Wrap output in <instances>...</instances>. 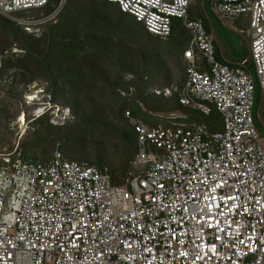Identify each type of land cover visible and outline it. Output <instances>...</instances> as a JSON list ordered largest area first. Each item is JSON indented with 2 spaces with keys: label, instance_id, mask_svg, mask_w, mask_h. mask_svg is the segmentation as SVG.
Masks as SVG:
<instances>
[{
  "label": "built area",
  "instance_id": "obj_1",
  "mask_svg": "<svg viewBox=\"0 0 264 264\" xmlns=\"http://www.w3.org/2000/svg\"><path fill=\"white\" fill-rule=\"evenodd\" d=\"M108 1L164 40L173 19L182 21L192 36L183 51L185 79L152 91L178 94L204 115L216 108L223 128L178 120L187 118L180 112L154 113L139 101L144 113L169 123L125 113L138 150L117 180L106 166L67 159L58 148L46 161L25 158L18 147L0 153V264H264V147L249 71L264 97V0L211 4L224 20L247 19L251 58L237 63L217 58L213 34L190 17L194 0ZM49 2L0 0V14L15 20ZM47 113L56 126L72 117L46 94L33 118Z\"/></svg>",
  "mask_w": 264,
  "mask_h": 264
},
{
  "label": "trees",
  "instance_id": "obj_2",
  "mask_svg": "<svg viewBox=\"0 0 264 264\" xmlns=\"http://www.w3.org/2000/svg\"><path fill=\"white\" fill-rule=\"evenodd\" d=\"M212 2L210 0V7ZM59 3L60 0H50L42 8L24 10L16 15L30 11L42 12L40 19L48 18ZM191 18L202 21L199 16ZM176 20L180 19H173L172 34L165 40L171 42L170 52L182 49L185 64L181 69L184 73L181 81L176 82L181 84L185 79L187 66L183 51L190 45L192 36L186 45L177 36L176 30L177 27L187 29L181 20L179 23ZM31 26L34 31L28 29L30 25H21L0 15V33L5 34L10 41L0 48V82L9 71H13L10 73L12 80L7 97L12 98L11 94L16 92L15 84L26 87L32 82L41 81L46 83L44 91L51 94L52 102H63L77 114L78 120L56 126L49 122V113L33 119V139L19 144L25 158L46 161L58 148L67 159L82 161L72 154L76 155L78 145L87 148L86 142L96 130L103 134L113 130L103 122L101 115L120 119L129 111L151 125H168L166 119L154 117L156 120H151L147 113L148 116L144 112L142 115L138 114L135 106L139 105V101L154 113L180 112L187 118L178 120L204 122L211 131L222 130L223 126L218 125L217 121L207 119L215 112L220 114L216 108L209 115H204L197 109L183 106L178 94L168 98L162 95L153 97L154 94L150 93L153 77L167 70V60L156 48L149 55L141 53L139 56L135 48L132 50L130 47L141 45L149 49V37L162 38L149 33L131 15L123 13L116 3L108 0H67L55 17ZM40 28H43V32L36 36L35 30ZM205 28L211 32L210 28ZM15 49L19 51H14ZM121 91L129 95L124 96ZM92 92L96 94L90 96ZM106 98L114 102L109 111L102 105ZM114 131L123 140L127 155L125 163L119 167L121 175L110 170L112 179L117 180L124 177L131 168L138 150V134L132 126L128 131ZM40 152L44 158L38 156ZM88 158L85 157L86 160ZM89 163L104 166L101 155Z\"/></svg>",
  "mask_w": 264,
  "mask_h": 264
},
{
  "label": "rangeland",
  "instance_id": "obj_3",
  "mask_svg": "<svg viewBox=\"0 0 264 264\" xmlns=\"http://www.w3.org/2000/svg\"><path fill=\"white\" fill-rule=\"evenodd\" d=\"M212 4V3H211ZM189 13L191 17L199 16L204 23L205 27L210 28L209 30L214 36L216 44V55L221 54L226 61L230 62H239L243 58H251L250 54V39L248 36V22L244 17H237L233 19L224 20L216 15H214L210 10V0H194L190 6ZM2 15V14H0ZM42 12H24L20 15H16L15 20L21 25H25L27 21L30 27V31H34L31 25H36L43 21L40 20L42 17ZM4 16V15H3ZM9 19H12L8 17ZM14 20V19H12ZM177 23L181 22L176 20ZM36 36H40L43 32V28L37 29ZM177 36L186 42V45L189 44L191 33L188 30H185L181 27H177L176 30ZM150 45L149 49L141 45H133L130 49L135 48V52L141 56V53L149 55L153 53L156 48L158 53L163 55V58L167 60V70L163 73L156 74L153 77V86L150 88V93L154 94L153 97L157 98L156 93L152 92L153 89H162L166 85H171L176 82L181 81L183 77V71L181 68L184 67V62L182 60V49L175 51V53L170 52L171 42L168 40L158 39L156 37H149ZM9 39L5 34L0 33V48L3 45L8 44ZM14 51H19L15 49ZM2 56L0 55V62ZM253 73L256 82V91H255V105H254V122L257 126V129L260 134V140L264 147V97L260 91V85L253 66L249 69ZM13 73V71H9ZM7 73L2 81L0 82V153L7 154L12 153L18 147L19 144L23 141H28L33 139V131L35 125L33 124V110L36 107L37 99L41 100L42 97L48 92L41 95V91L46 88V83L41 81L32 82L28 86H23L21 84H15L17 88L11 97H7L8 89L12 80V75ZM107 92V91H106ZM96 93H90V96H94ZM51 95V94H50ZM161 96V95H160ZM163 96V95H162ZM165 97V96H163ZM168 98V97H165ZM102 102L103 108L106 111L110 110L111 104H114L111 99H103ZM160 100V99H159ZM59 107L66 108L67 105H64L63 102L56 101L54 102ZM136 112L138 114H144L140 106H135ZM72 117L69 121L74 122L78 120V116L71 109ZM22 114V115H21ZM25 115V122L20 121ZM145 116L146 115L145 113ZM151 120H156L154 117L148 116ZM157 117V116H155ZM101 119L105 124L112 127L113 130L103 134L101 131L96 130L92 135L89 136L88 141L86 142L87 148H83L82 145H78L76 150V155L74 157L82 161L92 162L96 160L98 155L102 156V163L109 170L116 171L118 175H121L119 167L125 163V149L124 142L119 137L118 133L115 132V129L120 130H131V124L129 120L123 114V117L112 118L101 115ZM212 121H217L218 125L223 126L222 117L217 112L213 113L212 116L207 117ZM50 122V120H49ZM40 158H44L42 152L38 155ZM85 157H89L88 160ZM3 164L0 160V166ZM120 177V176H119ZM119 179V178H118Z\"/></svg>",
  "mask_w": 264,
  "mask_h": 264
},
{
  "label": "crops",
  "instance_id": "obj_4",
  "mask_svg": "<svg viewBox=\"0 0 264 264\" xmlns=\"http://www.w3.org/2000/svg\"><path fill=\"white\" fill-rule=\"evenodd\" d=\"M217 57H218V59H219L220 61H223V62H227V63H237V62L226 61V59H224V57H223L221 54H218Z\"/></svg>",
  "mask_w": 264,
  "mask_h": 264
},
{
  "label": "clouds",
  "instance_id": "obj_5",
  "mask_svg": "<svg viewBox=\"0 0 264 264\" xmlns=\"http://www.w3.org/2000/svg\"><path fill=\"white\" fill-rule=\"evenodd\" d=\"M43 93H45V91H44V90H43V91H41V95H43ZM45 95H46V94H45ZM45 95H44V96H45ZM44 96H43L42 98H44ZM41 101H42V99H41V100L37 99V102H39V103H40ZM49 111H50V110H49Z\"/></svg>",
  "mask_w": 264,
  "mask_h": 264
},
{
  "label": "bare ground",
  "instance_id": "obj_6",
  "mask_svg": "<svg viewBox=\"0 0 264 264\" xmlns=\"http://www.w3.org/2000/svg\"><path fill=\"white\" fill-rule=\"evenodd\" d=\"M22 115V114H21ZM23 118L20 120V121H23V122H25L26 120H25V115H23L22 116Z\"/></svg>",
  "mask_w": 264,
  "mask_h": 264
}]
</instances>
